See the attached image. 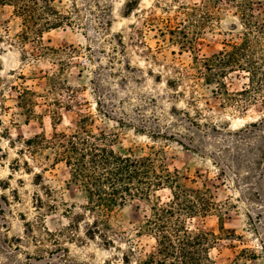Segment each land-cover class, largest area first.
<instances>
[{"label": "rangeland", "instance_id": "rangeland-1", "mask_svg": "<svg viewBox=\"0 0 264 264\" xmlns=\"http://www.w3.org/2000/svg\"><path fill=\"white\" fill-rule=\"evenodd\" d=\"M238 1L53 0L70 21L43 32L39 43L52 50L32 39L19 42L22 18L12 5H0V264H126L130 249L136 264L154 246V238L140 232L148 206L137 200L113 215V244L87 235V214L78 228L65 229L84 213V194L53 150L32 157L24 145L36 134L52 133L54 108L61 115L59 131L89 115L95 133L113 136L116 152L159 151L170 170L207 188L222 209L221 218L212 213L190 221L216 235L211 258L264 264L262 97L245 109L225 105L217 81L239 90L247 72L224 69L219 79L205 80L196 62L242 41ZM253 1V19L264 25V0ZM178 25L194 49L172 35ZM50 77L63 84L52 88ZM24 89L37 94L35 115L21 104ZM55 100L71 107H56ZM153 131L168 139L151 137ZM157 194L166 200L169 191ZM46 229H65L56 236L59 243Z\"/></svg>", "mask_w": 264, "mask_h": 264}, {"label": "trees", "instance_id": "trees-1", "mask_svg": "<svg viewBox=\"0 0 264 264\" xmlns=\"http://www.w3.org/2000/svg\"><path fill=\"white\" fill-rule=\"evenodd\" d=\"M254 2L238 1L245 23L242 41L228 45L229 49L224 48L209 58L196 60L199 74L205 80L219 79L224 75V69L247 72L248 81L239 90L231 91L223 82L217 81L220 88L216 93L222 96L224 104L238 109H245L256 103L260 96V102L264 106V25L253 19ZM4 4L12 5L23 20V28L16 34L22 43L28 39L39 43L45 30L60 27L70 21L53 6V0H0V5ZM171 31L182 44L195 48L194 41L188 40L182 27L174 26ZM39 44L42 50L53 49ZM48 80L54 89L57 84H63L54 77ZM35 96L36 92L29 89H24L19 95L21 104L30 115H35ZM52 105L71 107L69 104L62 105L58 100ZM50 111L52 133L49 136L36 134L25 140L24 145L32 157H38L43 149L53 150L55 161L64 163L69 181L77 185L84 194V213L74 216L75 220L72 219L65 229L73 226L78 228L87 214L90 219L87 235L99 236L105 244H113L116 240L114 237L118 235L112 224L113 215L128 202L137 200L148 206L140 232L152 236L155 243L136 264H217L210 256V248L216 235L190 222L212 213L221 218L222 209L212 201L207 188L189 184L187 177L181 175L176 168L170 170L157 150L152 149L150 153L140 156L116 152L112 147L113 136L104 131L95 133L91 129L93 120L89 115H80L72 130L59 131L56 126L61 121V115L57 108ZM157 135L168 139L167 134L151 132V137ZM161 190L169 191L166 200H162L157 194ZM43 191L46 196L52 195L49 187L43 185ZM34 195V203L37 207H42V196L37 193ZM65 229H46V234L55 243H59L56 236L63 234ZM73 236L70 238L73 239ZM129 253L133 254V249ZM131 255H123L126 264H131ZM226 264L239 263L233 260Z\"/></svg>", "mask_w": 264, "mask_h": 264}]
</instances>
